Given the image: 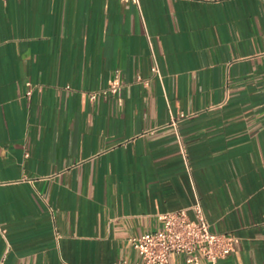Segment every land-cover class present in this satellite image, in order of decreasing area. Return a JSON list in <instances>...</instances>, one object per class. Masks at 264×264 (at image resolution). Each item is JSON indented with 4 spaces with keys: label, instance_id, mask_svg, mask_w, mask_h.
I'll use <instances>...</instances> for the list:
<instances>
[{
    "label": "crops",
    "instance_id": "crops-1",
    "mask_svg": "<svg viewBox=\"0 0 264 264\" xmlns=\"http://www.w3.org/2000/svg\"><path fill=\"white\" fill-rule=\"evenodd\" d=\"M196 201L264 264V0H0V264H139Z\"/></svg>",
    "mask_w": 264,
    "mask_h": 264
},
{
    "label": "built area",
    "instance_id": "built-area-1",
    "mask_svg": "<svg viewBox=\"0 0 264 264\" xmlns=\"http://www.w3.org/2000/svg\"><path fill=\"white\" fill-rule=\"evenodd\" d=\"M123 1L138 3V0ZM151 70L158 74L156 65ZM119 88V80L110 79L103 89L90 93V98L106 93L116 95ZM191 208L195 215L193 219L188 217L185 208L165 212L159 215L161 228L129 238L131 246L141 256L139 264H172L169 259L171 253L183 254V264H203L202 261L218 264L220 259L234 252L238 237L229 232L211 231L199 201Z\"/></svg>",
    "mask_w": 264,
    "mask_h": 264
}]
</instances>
